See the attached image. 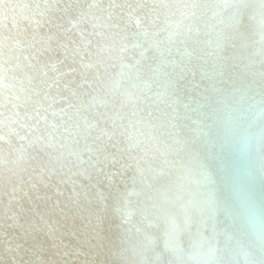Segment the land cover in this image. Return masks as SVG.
<instances>
[{
    "label": "bare ground",
    "instance_id": "6f19581e",
    "mask_svg": "<svg viewBox=\"0 0 264 264\" xmlns=\"http://www.w3.org/2000/svg\"><path fill=\"white\" fill-rule=\"evenodd\" d=\"M0 264H264V0H0Z\"/></svg>",
    "mask_w": 264,
    "mask_h": 264
}]
</instances>
